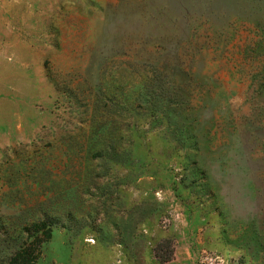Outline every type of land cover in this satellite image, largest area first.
<instances>
[{
    "label": "rangeland",
    "instance_id": "374dc122",
    "mask_svg": "<svg viewBox=\"0 0 264 264\" xmlns=\"http://www.w3.org/2000/svg\"><path fill=\"white\" fill-rule=\"evenodd\" d=\"M24 249L264 264V0H0V264Z\"/></svg>",
    "mask_w": 264,
    "mask_h": 264
},
{
    "label": "trees",
    "instance_id": "16d2710c",
    "mask_svg": "<svg viewBox=\"0 0 264 264\" xmlns=\"http://www.w3.org/2000/svg\"><path fill=\"white\" fill-rule=\"evenodd\" d=\"M30 252L27 249L19 252L13 259V264H18L20 260L26 261L28 264H32Z\"/></svg>",
    "mask_w": 264,
    "mask_h": 264
}]
</instances>
